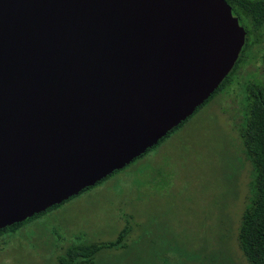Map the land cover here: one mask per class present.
<instances>
[{
	"label": "water",
	"instance_id": "95a60500",
	"mask_svg": "<svg viewBox=\"0 0 264 264\" xmlns=\"http://www.w3.org/2000/svg\"><path fill=\"white\" fill-rule=\"evenodd\" d=\"M246 37L226 0H0V230L157 146Z\"/></svg>",
	"mask_w": 264,
	"mask_h": 264
},
{
	"label": "rangeland",
	"instance_id": "374dc122",
	"mask_svg": "<svg viewBox=\"0 0 264 264\" xmlns=\"http://www.w3.org/2000/svg\"><path fill=\"white\" fill-rule=\"evenodd\" d=\"M244 56L233 83L159 146L2 237L0 264H60L70 247L115 241L126 225V246L93 264H250L239 231L253 166L240 129L248 89L264 87V44Z\"/></svg>",
	"mask_w": 264,
	"mask_h": 264
},
{
	"label": "trees",
	"instance_id": "16d2710c",
	"mask_svg": "<svg viewBox=\"0 0 264 264\" xmlns=\"http://www.w3.org/2000/svg\"><path fill=\"white\" fill-rule=\"evenodd\" d=\"M226 1L232 7L234 16L239 18L240 24L241 25L244 24V28L246 29L247 32L246 44L242 50L240 58L237 61L233 71L224 80V82L221 84L219 89L212 95L210 99H212L214 95L219 94L220 92L225 90L228 86H230L233 83L230 77L235 71L239 70L240 66L243 64L242 60L245 59L244 56L245 53L247 54L248 51L251 49V47L259 42H262L264 44V0H226ZM261 37H263V39H259ZM210 99L205 104H207L210 101ZM243 108H244V117H243L244 120L243 123L241 124L240 136L244 147L243 151L253 166V176H252V181L250 183V198H249L250 203L247 205L242 215V222L239 231V244L246 260L250 264H264V87L263 86L255 85V86H251L248 89V94L246 96L245 104ZM186 122L187 120L184 123H182L178 128L174 129L167 137L162 139L157 146H159L163 141H165V139H167L175 130L182 127ZM157 146H155L154 148H156ZM146 154H144L141 157H144ZM118 172L120 171H117L114 174ZM110 177H108L107 179H109ZM107 179L103 180L97 185L105 182ZM92 188L93 187L86 189L85 191L90 190ZM59 206L60 205L55 206L44 213L35 215L33 218L28 219L25 222L15 224L11 227H7L5 229L0 230V239L5 235H9L11 233L16 232L30 220L38 218L58 208ZM132 230L133 229L131 225H126L120 231L115 241L94 243L91 245L72 246L65 252L64 256L59 258V263L60 264H93L96 262L97 256L100 255L105 250H111L120 247L124 248L127 244L126 242L128 241L129 236L132 233Z\"/></svg>",
	"mask_w": 264,
	"mask_h": 264
}]
</instances>
